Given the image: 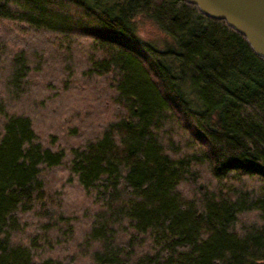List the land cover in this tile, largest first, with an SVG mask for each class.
I'll return each mask as SVG.
<instances>
[{
  "label": "trees",
  "instance_id": "16d2710c",
  "mask_svg": "<svg viewBox=\"0 0 264 264\" xmlns=\"http://www.w3.org/2000/svg\"><path fill=\"white\" fill-rule=\"evenodd\" d=\"M0 264H264V58L185 0H0Z\"/></svg>",
  "mask_w": 264,
  "mask_h": 264
},
{
  "label": "rangeland",
  "instance_id": "374dc122",
  "mask_svg": "<svg viewBox=\"0 0 264 264\" xmlns=\"http://www.w3.org/2000/svg\"><path fill=\"white\" fill-rule=\"evenodd\" d=\"M109 1H110V3H114L116 1H121V0H109ZM134 23H135L136 35L141 40L147 41V42H149V43H151L154 46L159 47V48H164L165 46L172 44L171 37L169 35H167L163 30H161V28H159L158 25L155 24L153 21H151L149 18H147L143 15H138L134 19ZM182 88L184 89V92L186 93V95H188V96L190 95V97H192V95L190 93L191 88L189 87L188 84H184L182 86ZM38 98H39V95L34 94L33 91H31L29 95H25L23 97V100H25V102H23V103L24 104L28 103L26 109L31 108V110H32V103H33V101H35ZM35 106H33V108H35ZM45 106H46V108H44V109L42 107L37 106L36 108L38 110V113L35 114V117H36L35 118V124L37 125V128L39 129V131H41V134H43V135H41L43 137H46L47 134L50 132V130L58 131L60 129H63L59 125V123H61V121H62V120H60L62 118L61 117L62 113L66 112V110H63L60 112V114H58V115L54 114V116L52 117L51 114L49 113V111L47 110V106H49L50 108H53V107H51L50 103H47ZM71 107H73V105H71ZM23 109H25V108L23 107ZM48 117H49V119H48ZM50 117L52 119H54V121L52 122L53 124H51V125L52 126L54 125L55 128L49 127L50 122L48 123V121L50 120ZM46 118H47V121H46ZM43 179L45 181V185L48 186L49 190L50 189H58V188H60L61 184L66 180V176H65V172L63 170H57L54 172L50 171L49 174H46V173L43 174ZM64 191H68L67 193L62 192L65 194L64 197L62 198L63 203L67 208H69V209H70V207L75 208V206H77L80 203H81L82 207L85 205V203H83L84 198L81 195V193L79 192L78 187H73V186L69 185L68 188H66V187L64 188ZM30 214H28V213L22 214L21 220L22 221H24V220L29 221V223L32 224L34 222V220H33L34 216L33 215L31 216ZM80 214L81 213L79 212V217L77 220L78 223H79V220H82ZM73 221H76V220H72V223L77 225V222H73ZM30 229L31 228H28L23 233H21V234L18 233L17 235L18 236L21 235L22 237L23 236L25 237V235L29 234L28 232ZM77 229H78V225L75 227V230H77ZM70 243L71 242H69V244ZM67 249H68V247H67Z\"/></svg>",
  "mask_w": 264,
  "mask_h": 264
},
{
  "label": "water",
  "instance_id": "95a60500",
  "mask_svg": "<svg viewBox=\"0 0 264 264\" xmlns=\"http://www.w3.org/2000/svg\"><path fill=\"white\" fill-rule=\"evenodd\" d=\"M211 18L223 19L264 58V0H185Z\"/></svg>",
  "mask_w": 264,
  "mask_h": 264
}]
</instances>
